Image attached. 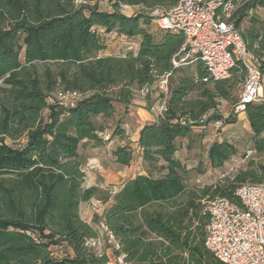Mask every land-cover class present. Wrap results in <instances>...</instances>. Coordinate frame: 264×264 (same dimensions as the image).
<instances>
[{"label":"trees","instance_id":"obj_1","mask_svg":"<svg viewBox=\"0 0 264 264\" xmlns=\"http://www.w3.org/2000/svg\"><path fill=\"white\" fill-rule=\"evenodd\" d=\"M177 1L0 0V264H108L105 254L85 246L102 234L100 222L119 243L115 254L124 255L123 264H224L205 247L202 200L220 196L239 205L238 188L264 183V163L249 159L264 152V104L236 108L245 73L240 61L223 79L199 61L173 65L183 35L153 29L151 11L165 12ZM234 4L230 19L264 82V0ZM109 35L124 40L125 49L100 54ZM166 74L167 91L154 89ZM144 87L147 99L156 95L165 108L139 130L144 172L117 189L84 187L79 148L105 143L109 121ZM67 91L80 97L65 104L57 96ZM221 101L230 104L227 116ZM240 111L251 132L241 153L225 129ZM123 120L108 134L113 161L128 166L135 153ZM183 147L203 150V159L188 165L176 156ZM238 156L248 159L244 167L225 168ZM206 168L224 173L196 184ZM91 199L105 208L88 223L79 206ZM55 245L66 255L54 257Z\"/></svg>","mask_w":264,"mask_h":264},{"label":"built area","instance_id":"obj_2","mask_svg":"<svg viewBox=\"0 0 264 264\" xmlns=\"http://www.w3.org/2000/svg\"><path fill=\"white\" fill-rule=\"evenodd\" d=\"M235 0H178L165 12L158 9L151 11L153 22L157 28L171 29L181 32L183 42L173 58L174 66L201 62L207 72L215 79L227 78L236 61L244 67L242 88L239 93L238 110L247 103L264 104L262 96V76L253 65L252 56L233 22L230 11ZM76 5L82 0H74ZM120 11L132 13V7L120 5ZM168 74L162 76L157 86L167 91ZM150 92L144 87L137 92L145 97ZM80 97L76 92H60L57 98L65 103H73ZM164 108V99L158 109L160 115ZM220 122H216L219 125ZM103 139L108 145L115 144L104 133ZM251 153L247 151L246 155ZM199 182V180H197ZM240 204L216 196L205 202L203 212L208 215L205 228V247L224 264H264V183L245 184L237 189ZM90 205L99 210L101 202L92 199ZM102 234L88 238L85 246L97 255L105 254L109 249L115 264H123V254H115L120 246L114 235L100 222ZM54 257L66 255L61 245L53 246ZM56 250L60 253L56 255Z\"/></svg>","mask_w":264,"mask_h":264},{"label":"crops","instance_id":"obj_3","mask_svg":"<svg viewBox=\"0 0 264 264\" xmlns=\"http://www.w3.org/2000/svg\"><path fill=\"white\" fill-rule=\"evenodd\" d=\"M262 96H264V85L262 86L261 89ZM145 97H140V100H136V98H133L130 104H138L136 107V113L140 116L142 122L141 124L137 127V129L132 133V137L130 136V130L127 129V121H124L123 123V128L125 129V133L127 135V141L130 143L131 147L134 149L135 153V158L131 162L130 165L128 166H121L116 164L113 161L112 158V150L113 146H108L105 143L101 145H93L92 143H85V140L83 141L85 144L82 145L79 148V153L83 154L85 156L84 164H83V171L85 173L84 176V182L83 186L84 187H90V186H100L102 188H113L117 189L119 188L127 179L133 177L135 174H129L126 173V170L130 169L132 167V164L136 161V163H142L141 158L137 155L138 154V147H137V139L139 135V130L142 128V126L147 123L152 121L154 118L157 117L158 115V109L161 104V100H157L156 95L151 96V100L153 101V104L150 106L146 105L145 103ZM129 106V105H128ZM128 108V107H127ZM240 116L242 118L246 119V115L244 111L239 112ZM193 151V150H192ZM182 154H185V152H188V150L183 147V149L180 151ZM200 153V151H199ZM176 156L179 157L180 159H183L182 156L178 155V152L176 153ZM107 159L109 163H112L113 165L117 166V169H119V172H116L117 174H111L109 173L106 168H104L105 164L104 161ZM187 164L188 160L183 159ZM189 165V164H188ZM144 170L138 171L137 173H143ZM136 173V174H137ZM98 175L102 176V178H99ZM205 174L201 175L204 176ZM200 177L195 176L194 182L197 184V180H199ZM92 200V199H91ZM86 201L80 204L79 206V214L80 217L85 220L86 222L90 223L92 222L93 218L95 216L100 217L103 213V210L105 208V205L101 203V206L99 210H94L91 205L90 201ZM96 200V199H95ZM68 252H70V249H68ZM106 256L109 260L108 264H115L113 262V254L109 249L105 250Z\"/></svg>","mask_w":264,"mask_h":264},{"label":"rangeland","instance_id":"obj_4","mask_svg":"<svg viewBox=\"0 0 264 264\" xmlns=\"http://www.w3.org/2000/svg\"><path fill=\"white\" fill-rule=\"evenodd\" d=\"M105 3L103 1H101L99 3V7L100 8H105ZM263 17H264V11L261 12ZM152 27L153 29H156V25L154 22H152ZM107 48L105 51H101L100 54H106V53H112V54H117L120 53L122 50L125 49L126 44L125 41L122 40L120 37L117 36H113V35H109L107 36ZM44 66L42 64L38 65L36 67L37 71L39 73L42 72ZM264 85V82L262 81V86ZM159 88L157 86H154V89ZM157 93V91H156ZM134 98H136V100H140V96L135 94ZM146 105L150 106L151 104H153V101L151 99H145L144 100ZM138 104H129L128 108L123 111V110H117L116 113L113 116V120L109 121V127L110 129L108 130L107 133H110L112 128L114 127V122L119 118L122 117L124 119V121H127V129H129L131 132L129 133L130 136L132 137V133L137 129V127L141 124L142 120L140 118V116L136 113V107ZM220 111L227 116L229 111H230V104L225 102V101H221V104L219 106ZM241 112V111H240ZM225 129H229V131H231L230 133L234 136L235 139L239 140V151L240 153L243 152L251 142H249V136L251 134L247 121L245 118H242V116H240V113H238L237 115V121L234 123V125H227L225 126ZM216 132H214L213 134H211V136L209 137V140H212L213 137L215 136ZM264 135V134H263ZM106 144L108 145V142H106ZM115 145V144H113ZM112 145V146H113ZM110 146V145H108ZM200 151V153H199ZM203 154V150L201 152V150L199 148H195L191 153L185 152V154H182L181 152H178V155L182 156L183 158H187L188 159V164H195L197 161H200L201 159H203L202 154ZM239 155V154H238ZM251 160H253L256 163H264V152L262 153H256L255 155H251L250 158ZM248 159H245L243 157H236V160L234 161V163L232 161H229L226 163V167L230 168V167H234V169H238L241 167H244L247 163ZM104 168H106V170L111 174H117L116 172H119V169H117V166L113 165L112 163H109V161H107V159L104 161ZM144 170V165L142 163H136V161L132 164V167L128 170H126V173L129 174H136L138 171H142ZM207 172L204 176L198 175L199 178V182H197V184H202V183H209V181H211L212 177L217 176L219 174L224 173L220 170L214 172V171H210L209 168L207 169ZM99 178H102V176L98 175ZM113 189V188H112ZM208 199H204L202 200L203 206L205 207V202ZM204 209V208H203ZM52 249L54 250V247L52 246ZM62 252H66L65 248H62ZM56 255H59V251L56 250Z\"/></svg>","mask_w":264,"mask_h":264}]
</instances>
